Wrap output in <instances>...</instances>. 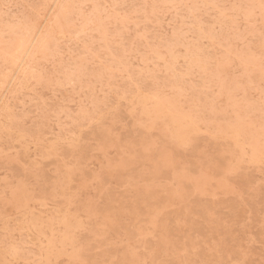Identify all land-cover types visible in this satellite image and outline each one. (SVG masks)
Segmentation results:
<instances>
[{
    "label": "rangeland",
    "instance_id": "1",
    "mask_svg": "<svg viewBox=\"0 0 264 264\" xmlns=\"http://www.w3.org/2000/svg\"><path fill=\"white\" fill-rule=\"evenodd\" d=\"M237 262L264 264V0H0V264Z\"/></svg>",
    "mask_w": 264,
    "mask_h": 264
},
{
    "label": "bare ground",
    "instance_id": "2",
    "mask_svg": "<svg viewBox=\"0 0 264 264\" xmlns=\"http://www.w3.org/2000/svg\"><path fill=\"white\" fill-rule=\"evenodd\" d=\"M23 81H24V80H23ZM24 85H25V84H24ZM147 110H148V109H147ZM155 111H156V110H155ZM144 112H145V111H144ZM148 112H149V111H148ZM145 113H147V112H145ZM149 113H151V112H149ZM151 114H153V113H151ZM166 114H168V113L166 112ZM166 114H164V116H167ZM147 115H148V113H147ZM153 115H154V114H153ZM162 115H163V113H162ZM159 116H160V115H159ZM154 118H155V117H154ZM156 118H157V117H156ZM174 118H175V117H174ZM166 119H167V118H166ZM168 120H169V116H168ZM176 120H177V117H176ZM163 122H164V121H163ZM176 122L178 123L179 120L176 121ZM179 123H180V122H179ZM169 124H171V123H169ZM163 125H164V124H163ZM167 125H168V124H167ZM177 125H179V124H177ZM181 125L185 128V125L180 124V127H181ZM165 126H166V125H165ZM171 127H172V126H171ZM174 127H175V126H174ZM174 127H173V128H174ZM145 128H146V127H145ZM166 128H167V127H166ZM169 129H171V128H169ZM175 129H176V127H175ZM175 129H173V133L175 132V131H174ZM177 129H179V127H177ZM165 130H166V129H165ZM187 130H189L188 127H187ZM176 131H177V130H176ZM178 131H179V130H178ZM178 131H177V132H178ZM165 132H166V131H165ZM170 132H172V129L170 130ZM170 132L168 131V134H170ZM177 132H175V134H174V135H175V139L177 138V137H176V136H177V135H176ZM173 133H172L170 136H172ZM178 133H179V132H178ZM179 135H180V133H179ZM179 135H178V136H179ZM184 135H185V134H184ZM180 136H181V135H180ZM180 136H179V137H180ZM179 137H178L177 139H178V140H179V139L182 140V137H180V138H179ZM183 137H184V136H183ZM171 138L173 139L174 136H172ZM177 139H176V140H177ZM176 140H175L174 142H176ZM177 142H179V141H177ZM179 143H180V142H179ZM67 178H68V177H67ZM70 178H71V177H70ZM58 226H59V225H58ZM73 254H74V253H73Z\"/></svg>",
    "mask_w": 264,
    "mask_h": 264
},
{
    "label": "snow or ice",
    "instance_id": "3",
    "mask_svg": "<svg viewBox=\"0 0 264 264\" xmlns=\"http://www.w3.org/2000/svg\"><path fill=\"white\" fill-rule=\"evenodd\" d=\"M237 264H243V262H237Z\"/></svg>",
    "mask_w": 264,
    "mask_h": 264
}]
</instances>
